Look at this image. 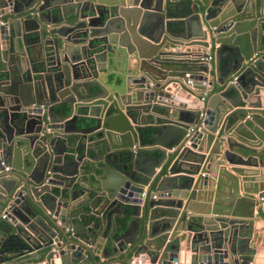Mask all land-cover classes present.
<instances>
[{"label":"water","instance_id":"obj_1","mask_svg":"<svg viewBox=\"0 0 264 264\" xmlns=\"http://www.w3.org/2000/svg\"><path fill=\"white\" fill-rule=\"evenodd\" d=\"M39 1L0 0L11 16L0 25V264H123L109 257L127 250L135 264H171L181 251L189 264L260 261L264 180L248 190L260 173L247 167L264 156V0H53L57 15ZM48 20L61 25L43 29ZM206 47L210 66L198 57ZM97 48L111 66L90 63ZM215 85L210 97L226 102L188 106ZM79 116L93 123L79 128ZM245 134L260 148L234 138ZM81 135L97 155L78 170L68 150L79 153ZM84 171L93 197L75 201L71 178ZM59 172L69 197L50 188ZM7 235L31 257L8 261Z\"/></svg>","mask_w":264,"mask_h":264},{"label":"crops","instance_id":"obj_2","mask_svg":"<svg viewBox=\"0 0 264 264\" xmlns=\"http://www.w3.org/2000/svg\"><path fill=\"white\" fill-rule=\"evenodd\" d=\"M41 2H42V0H40L38 2V4H40ZM230 2H231V0H221L220 5L222 7H231V8H233V4H231ZM229 3H230V5H229ZM59 5L60 4L55 3L53 1L51 3V5L46 10L48 15L49 14L57 15L58 14L57 7H59ZM36 7H37V4H36L35 8ZM50 10H51V12H50ZM30 12H31V14H33V13L35 14L36 13L35 9L31 10ZM10 17L11 16L9 14H5V15L0 16V20H4L6 22V19H8ZM38 18H39V16L37 15V19ZM48 21H49L48 24L41 23L43 29H50V30L53 31L55 28H57V27L59 28V26L61 25L59 20H58V22H54V21H51V20H48ZM43 32H44L43 36L45 38L49 37V40H53L52 39L53 36L51 34H48L47 31H45V30H43ZM102 52L103 51L101 50V48H97L95 50H92L91 53H90V56H89L90 63L94 64V63H97L98 60H99V63L103 67L111 66L110 63H109V56H102ZM98 74L99 75H103V71H98ZM109 78H110V76H109ZM215 86L216 87H215V89L213 91L207 93V96H206L205 99H208L211 94L215 93V91H218V90L222 89V87H220L218 85H215ZM210 99H211V103L213 104V106H217L218 104L220 105V100H222V99H223L222 101L226 102L225 98H222V97L216 96V95L215 96L212 95L210 97ZM260 100H261V104H264V99L262 97H261ZM187 104L192 109L199 108L201 106V102L199 100H197V99L195 101L190 100V101H188ZM219 105H218V107H219ZM85 111L86 110L84 108L79 109L80 113H84ZM80 117L83 118L82 116H79L78 118H80ZM149 118L152 121L153 116L150 114ZM245 119L246 118L241 119V123H243V125L246 124ZM78 127L82 128V127H85V126H79L78 125ZM234 138L237 140L238 143H242V144L246 145L247 147H254L256 149L260 148V147H255L256 146L255 145V141L256 140L253 139V138L247 137L246 134L244 136H242L241 139H238L236 137H234ZM87 139H88L87 137L86 138H82V135L80 136L79 153H78L77 149L68 150V153H72L75 156L72 159H74V160L76 159V161L79 162V166L77 165L78 170L79 169L80 170L81 169H86V167L92 166V158L91 157L97 155V153H95V155H94V153L91 154V155L89 154L90 153V151H89L90 148H97V147L94 146L95 145L94 142H92V141L89 142V141H87ZM262 145H264V141H263ZM88 154H89L90 157L88 156ZM66 158H67V160H70V156H66ZM253 160H255V162L258 163V166H256V168L254 166L247 167V168H248V170L254 169L260 174L256 175V179H255V182H257L256 185H254V181H251V185H250V187H248V190L258 191L260 189L261 181L264 180V165L262 166V163H261V162L264 163V156L258 155L255 158H253ZM228 167H229V164L226 163V168H228ZM97 173H99V171H97ZM58 174H59L60 177L58 176ZM77 175H75V177H72V178L69 175H62V173H60V172L57 173V175H55V177H52V176L49 175L48 178L51 179V180H54V182L50 183V188H52L56 193L62 194L64 197H69L70 196L69 189L67 191L64 190V189L66 188V186H68L66 184L69 182V180L71 178V182L73 183V187L77 190V192H79V196L76 198L75 201L82 200L83 198H86L87 196L91 197V199H92L93 194H91L90 190L88 192L86 190L88 188V183L87 182L86 183L83 182V180H85V171L83 173L77 174ZM72 179H75V180L72 181ZM90 180L95 182L94 181V177L92 175L90 177ZM77 182H80L81 184L85 183L84 187H82ZM215 187H216V184H212L211 189L215 190ZM240 192L243 193L242 190H240ZM256 197H257V195H256ZM69 202L73 203L74 200L73 201L70 200ZM89 205H91V203H89ZM255 207H257V205ZM89 208H90L89 206L86 207V209H89ZM255 212H256V209H255L254 213ZM2 214H3V212L1 213V215ZM1 215H0V227L1 226L4 227L5 223H6L4 221L6 220V218L2 219ZM256 218H258L257 219L256 228L259 229L264 224V218H262L261 216L256 217ZM7 227H8V230H7L8 234H16V237L21 238V236L19 234H17V230H16L14 225H12L10 223L9 225L6 226V228ZM66 230H68V228ZM21 244H22V242L16 240V238L14 236L10 237V236L7 235L4 238V241H3V247L5 248V250H8V249H10V247L16 246V245H18L21 248H23ZM107 249H110V250L112 249V244L111 243H109L107 245ZM127 251L126 252L123 251L121 254H119L118 252L117 253L113 252V254H111L109 258H110L111 261H115L116 263L123 262V264H130L129 260L132 257H131L130 254L127 257L125 256ZM38 253H40V250L38 251ZM185 253H186L185 251H181L180 252V255H179L180 259H178V262L183 263V264L189 263V261L187 259L185 260ZM34 254L35 253H33L32 256H34ZM260 255H261V257H259V258H261L260 261L259 260L255 261V264H264V249L261 251ZM3 256L7 257L8 261H12V262H18V261H20L23 258L31 257L30 256V252L28 250L24 249V248L19 253H11V252L7 253L6 252V253L3 254ZM85 258H87V260H88V262H86V263L84 261H82V260L79 261V260H76V259H71L70 262L67 261V262L62 263L61 261H59V259L58 260L54 259V261H51L50 264H105L106 263V261L103 258H100L97 255H95L94 258H92L91 256L87 255V257H85ZM42 261H44V259H41V260L34 259L32 261H27L25 264H32V263H36V262L38 264H41Z\"/></svg>","mask_w":264,"mask_h":264},{"label":"trees","instance_id":"obj_3","mask_svg":"<svg viewBox=\"0 0 264 264\" xmlns=\"http://www.w3.org/2000/svg\"><path fill=\"white\" fill-rule=\"evenodd\" d=\"M65 114L68 115L70 113V109L67 107L64 110ZM93 120L88 118H77V124L79 126H88L89 124H92ZM154 130V127H148L146 129L141 130V137L144 142H150L151 141V134ZM22 251V248L18 245L10 247V249L6 250L7 253H19ZM5 252V253H6ZM6 256V255H5Z\"/></svg>","mask_w":264,"mask_h":264},{"label":"built area","instance_id":"obj_4","mask_svg":"<svg viewBox=\"0 0 264 264\" xmlns=\"http://www.w3.org/2000/svg\"><path fill=\"white\" fill-rule=\"evenodd\" d=\"M6 22L4 21V20H0V25H2V24H5ZM199 57V60H200V62H202V63H205V64H207L208 66H210V63H211V61H212V59H213V52H212V48L211 47H206V49H205V51H204V53H202V55H200V56H198ZM236 78V76H233V80ZM208 86V85H207ZM207 91H205L204 93H203V96H202V99H201V105H202V102L205 100V98H206V96H207ZM135 148V147H134ZM5 170H9V168L8 167H5ZM263 198L261 197V198H259V200L261 201ZM261 203H262V201H261ZM1 218L2 219H5L6 218V214L5 213H3L2 215H1ZM129 263L130 264H135V262H134V260H133V258H130V260H129ZM141 263V260H138V264H140ZM171 264H181L180 262H178V261H174V262H172ZM185 264H189V263H185Z\"/></svg>","mask_w":264,"mask_h":264}]
</instances>
